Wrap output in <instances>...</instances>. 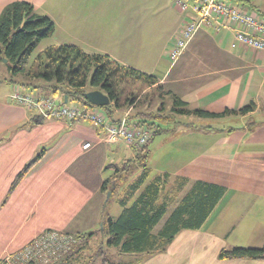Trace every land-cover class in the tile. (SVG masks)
<instances>
[{"label": "crops", "instance_id": "crops-1", "mask_svg": "<svg viewBox=\"0 0 264 264\" xmlns=\"http://www.w3.org/2000/svg\"><path fill=\"white\" fill-rule=\"evenodd\" d=\"M17 1L32 4L37 13L53 20L52 45H77L151 74L192 109L221 113L254 104V111L246 115L217 119L178 115L180 119L163 125V133L152 136L147 145L149 177L129 205L147 184L167 176L163 199L171 203L159 230L197 182L223 187L225 193L201 228L182 229L165 252L144 255L141 264H264L263 260L219 258L221 249L228 246L230 232L239 225L249 227V233L253 231L256 237L264 236V52L239 44L232 29L206 27L175 62L170 57L173 42L167 53L171 64L158 73L156 68L138 65L149 60L156 65L160 58L156 54L160 50L158 42L151 41L153 32L143 21L145 15L156 13L154 0H0V15ZM170 1L174 7V0ZM242 9L258 11L249 5ZM175 10L178 14L168 32L172 40L166 39L163 53L166 44L181 32L186 18L176 6ZM258 13L264 17V11ZM11 80L8 71L0 78V238L6 240L0 248V259L20 251L48 229L70 234L93 232L94 226H103L109 200L116 197L120 205L119 200L142 174L136 163L140 149L124 140L108 142L105 130L90 121L42 116L41 122H35L33 118L40 114L13 99L17 90L21 92L20 86L23 90L33 88V95L52 96L61 104H72L71 100L66 103L62 93L50 94L42 87L25 89L26 85ZM5 85L11 88L5 90ZM121 110L110 116L105 112L108 120L118 122L127 117L129 121L136 111L133 107L124 113ZM133 121L138 119L130 120L131 126L149 129L135 126ZM86 143H91L89 149H84ZM157 153H162L166 162L154 169L149 160ZM32 162L13 188L17 175ZM116 180L120 184L113 193ZM106 184L110 189L105 190ZM20 210L26 218L22 234L17 232L20 224L13 216ZM197 243L202 246L196 247ZM208 251L211 258L206 256Z\"/></svg>", "mask_w": 264, "mask_h": 264}, {"label": "trees", "instance_id": "trees-1", "mask_svg": "<svg viewBox=\"0 0 264 264\" xmlns=\"http://www.w3.org/2000/svg\"><path fill=\"white\" fill-rule=\"evenodd\" d=\"M54 32L53 20L37 13L35 7L28 2L17 1L4 9L0 15V68L4 67L10 73L12 82L35 88L42 87L49 90L50 94H57L60 91L68 96L69 100L91 108L95 106L88 102L85 93L91 90H101L111 100L108 106L102 108L108 116L112 115L116 109L130 107L136 109L140 106L137 105L138 101H142V97L147 95L141 94L142 88L135 87L136 84L154 87L157 92H162V96L168 95L172 98L173 103L170 110L172 114L164 113L162 107L154 112L136 110L129 116V121L138 119L132 122L133 125L145 126L153 130L152 136L163 133L165 130L163 125L173 122V116L176 115H196L202 118L217 119L231 115H246L255 109L254 104L246 105L238 110L226 109L221 113L192 109L173 91H164L157 77L134 67L120 64L109 55L89 53L73 44L49 46L37 56L32 65H29L30 56L38 44L43 39L51 37ZM42 119V115L33 118L37 123ZM147 145L140 148L136 156L137 168L142 169V174L129 186L128 194L119 200L123 211L118 217L105 214V212L103 214L105 217L102 233L108 237L107 247L116 248L121 254H144L149 257L165 252L182 229L201 228L225 193L223 187L197 182L169 220L159 230H156L167 215L171 203L166 198L163 199L167 176H159L147 184L142 193L129 205L150 174ZM41 155L42 153L37 159ZM34 162L27 165L17 175L13 188L18 185ZM118 187V183H115L114 187L112 185L113 193ZM108 189L110 187L106 184L105 190ZM73 235L76 243L67 254L52 264H95L99 260L100 264H141L145 259L128 263L115 262L103 253V246H95L94 232ZM219 258L221 260L264 261V245L262 247L223 248L219 252Z\"/></svg>", "mask_w": 264, "mask_h": 264}, {"label": "built area", "instance_id": "built-area-1", "mask_svg": "<svg viewBox=\"0 0 264 264\" xmlns=\"http://www.w3.org/2000/svg\"><path fill=\"white\" fill-rule=\"evenodd\" d=\"M176 8L185 13L184 25L170 52L172 61H177L195 35L206 27L232 29L237 42L247 48L264 52V17L257 16L227 0H174ZM16 103L37 111L45 118L70 122L87 120L102 127L110 143L124 140L135 148H143L151 140L149 129L133 127L128 118L111 123L99 107L76 104H61L52 96L23 94L17 90ZM89 149L91 143L84 144ZM76 238L73 234L48 229L35 237L20 251L0 259V264H52L67 254Z\"/></svg>", "mask_w": 264, "mask_h": 264}, {"label": "rangeland", "instance_id": "rangeland-1", "mask_svg": "<svg viewBox=\"0 0 264 264\" xmlns=\"http://www.w3.org/2000/svg\"><path fill=\"white\" fill-rule=\"evenodd\" d=\"M167 0H154V4L157 5V9H156V13L152 16L150 15H145L144 17V25L147 28H150L153 32V39L151 41L154 40L158 42L159 48L160 50L156 52V49L154 50V53L156 52L157 55H160L159 58V62L155 65V63L151 60H149L148 62L145 63H139L138 65L140 66H145L149 69L156 68L158 73L164 72L167 67L170 66L171 62L170 59L168 58V51L171 49L173 42H175L177 40V37L180 35V33L175 34V36H173L175 38V40L172 41V43L166 44L165 46V52L163 53L162 51V45H164L166 43V39L172 40L171 38V34H168L169 30H170V26L174 23L175 19H176V14H178V12L175 10V6L173 7L172 5V1L169 0V3L166 2ZM230 3H233L241 8H244L245 5H249L250 7H252L255 10L258 11H264V0H228ZM172 6L173 9L169 8V6ZM175 5V4H174ZM177 9V8H176ZM258 11L253 12L255 15L257 16H261V14L258 13ZM158 33L157 37L155 38L156 34ZM148 33H146L145 35V40H148ZM152 34V33H151ZM53 39L52 37H48L46 39H43L37 46V48L35 49V51L32 53V55L30 56L29 59V65H32L35 61V59L37 58V56L42 53L47 47H49L50 45L53 44ZM153 46L154 43H152ZM155 54V55H156ZM151 59V58H150ZM152 68V69H153ZM7 74V70L3 67L0 68V78L3 77L4 74ZM158 75V74H157ZM159 76V75H158ZM11 85L7 86H3V88H5V90L10 89ZM28 86H25V89H27ZM135 87L137 88H142L141 89V94H145L147 95L146 97H142V101H138L137 105H140L138 107H136V110H141L142 108H145V111H158L159 109H161L163 107L164 109V113L166 114H172L170 112L171 107H172V98L168 95H161L162 92H157L155 90L154 87H147V86H143L142 84H136ZM20 89L21 92L24 93H30L32 92V90H34L32 88V90H23V88H18ZM164 91H166V89L164 88ZM59 93H61L59 91ZM139 93V98L141 97V94ZM160 93V94H159ZM72 104H77V102L75 101H71ZM142 103V104H141ZM141 105L143 107H141ZM101 111H104L102 108H100ZM121 112H126V109L121 110ZM135 111H132V113H134ZM173 122L175 120H177L178 118L180 119V117L178 115L173 116ZM135 120V119H134ZM51 145V144H49ZM49 145H46V147H48ZM140 151V150H139ZM165 162L166 160L162 159V153L160 155V153L155 154V157H150L149 163H151V166L156 169L159 167H163L165 166ZM108 171H110V169H107ZM118 178V176H117ZM114 181V180H113ZM112 181V183H113ZM115 183H118V185L120 184L119 180H116ZM116 198V197H115ZM114 197L111 198V200L109 201L107 207H106V211L105 214H109L113 217H118V215L121 213V206L118 205V203H116V199ZM244 204V203H243ZM13 216L16 217V221L20 224V228L17 232H21V234L24 232L25 229V222H26V218L23 217L21 210L19 213H13ZM12 216V219H13ZM105 217V215H104ZM103 217V219H104ZM15 219V218H14ZM13 219V220H14ZM16 223L15 227L18 228L19 224ZM24 223V224H22ZM238 225V223H237ZM250 226V225H249ZM252 226V225H251ZM13 227V224H12ZM93 227V226H92ZM92 227L90 228V230L92 229ZM219 229L221 227V225L217 226ZM249 227L244 226V228L239 225L236 227L235 231H231L230 232V237L226 240L227 241V249H231L235 246H239V247H262L264 245V236L263 233L261 234V237H256V235L253 234V231H251L249 233V231L247 230ZM102 223H100L98 226H94V229L91 230L95 233L94 236V244L99 245V246H103V253L105 255H107L108 258L112 259L115 262H124V263H128L130 261H137L140 260L142 258H144V254H137V255H130V254H121L118 249L116 248H110L107 247V240L108 237L107 235L102 233ZM236 233V235H235ZM263 236V237H262ZM6 240H3L2 238H0V248L3 247L4 243ZM188 245H191V243H189ZM202 246V244L197 243L196 247ZM212 251H215L212 248ZM198 253H201L200 251ZM206 256L208 258L212 257V252L208 251V254H206ZM6 257V255H5ZM95 264H100V260L96 261Z\"/></svg>", "mask_w": 264, "mask_h": 264}, {"label": "water", "instance_id": "water-1", "mask_svg": "<svg viewBox=\"0 0 264 264\" xmlns=\"http://www.w3.org/2000/svg\"><path fill=\"white\" fill-rule=\"evenodd\" d=\"M7 60H5L6 62ZM85 97L88 100V102L96 107H106L111 103V100L107 94H105L101 90H92L87 93H85ZM68 97L66 96V103H67ZM111 192H108V197H110Z\"/></svg>", "mask_w": 264, "mask_h": 264}, {"label": "bare ground", "instance_id": "bare-ground-1", "mask_svg": "<svg viewBox=\"0 0 264 264\" xmlns=\"http://www.w3.org/2000/svg\"><path fill=\"white\" fill-rule=\"evenodd\" d=\"M111 123L116 124V122H111Z\"/></svg>", "mask_w": 264, "mask_h": 264}]
</instances>
